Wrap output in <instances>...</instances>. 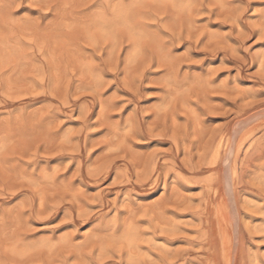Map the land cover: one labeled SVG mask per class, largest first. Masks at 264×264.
<instances>
[{"label": "rangeland", "instance_id": "obj_1", "mask_svg": "<svg viewBox=\"0 0 264 264\" xmlns=\"http://www.w3.org/2000/svg\"><path fill=\"white\" fill-rule=\"evenodd\" d=\"M0 264H264V0H0Z\"/></svg>", "mask_w": 264, "mask_h": 264}]
</instances>
